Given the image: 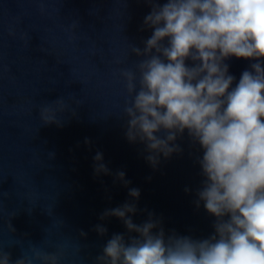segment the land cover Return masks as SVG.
Returning a JSON list of instances; mask_svg holds the SVG:
<instances>
[{"label": "water", "instance_id": "obj_1", "mask_svg": "<svg viewBox=\"0 0 264 264\" xmlns=\"http://www.w3.org/2000/svg\"><path fill=\"white\" fill-rule=\"evenodd\" d=\"M150 11L143 0H0V246L11 264L33 248L63 250L59 264H94L113 234L127 233L118 218L99 217L130 201V188L140 190L135 223L151 212L166 234L214 233L216 218L196 204L203 150L187 131L175 142L182 151L155 167L145 146L125 136L119 69L135 68L131 50L152 35L141 31ZM253 62L225 61L233 87ZM57 99L67 105L63 126L43 125L40 107ZM98 152L110 174L95 173ZM100 223L104 236L94 231Z\"/></svg>", "mask_w": 264, "mask_h": 264}, {"label": "clouds", "instance_id": "obj_2", "mask_svg": "<svg viewBox=\"0 0 264 264\" xmlns=\"http://www.w3.org/2000/svg\"><path fill=\"white\" fill-rule=\"evenodd\" d=\"M143 2L151 11L141 31L151 28L152 35L143 48L133 45L135 68L119 69L125 136L145 146V158L155 167L161 156L182 151L175 142L187 131L203 150L198 163L206 179L196 204L203 202L216 218L214 233L206 239L166 234L151 212L135 223L140 190L130 188V201L99 217L118 218L127 233L113 234L94 264H264V0ZM231 57L255 61L234 87L225 63ZM66 109L63 99L41 106L43 125L63 126L58 113ZM102 158L99 152L94 157V171L110 174ZM116 175L130 183L123 171ZM8 227L15 231L10 221ZM94 231L104 236L108 229L100 223ZM64 255L33 248L15 264H59ZM0 264H11L3 246Z\"/></svg>", "mask_w": 264, "mask_h": 264}]
</instances>
